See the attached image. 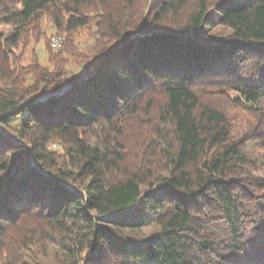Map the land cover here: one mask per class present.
I'll list each match as a JSON object with an SVG mask.
<instances>
[{
	"label": "trees",
	"instance_id": "1",
	"mask_svg": "<svg viewBox=\"0 0 264 264\" xmlns=\"http://www.w3.org/2000/svg\"><path fill=\"white\" fill-rule=\"evenodd\" d=\"M0 264H264V0H0Z\"/></svg>",
	"mask_w": 264,
	"mask_h": 264
},
{
	"label": "rangeland",
	"instance_id": "2",
	"mask_svg": "<svg viewBox=\"0 0 264 264\" xmlns=\"http://www.w3.org/2000/svg\"><path fill=\"white\" fill-rule=\"evenodd\" d=\"M55 32L53 31L52 28H49L48 31H47V34L46 36L44 37H40V39L38 41H32L30 44L31 46H34L33 47V51L34 52H38L37 54L40 56V61L42 63H48L47 62V53H48V49L52 52H54L56 49L52 48L51 45H50V38L52 35H54ZM60 39H63V36H59ZM76 38H78L79 40H81L82 42H88V41H91L92 38L89 36V34L87 33L86 30H82L80 34L76 35ZM48 44V46H46ZM30 51L32 50H28V55L26 56V58L24 59V62H26L28 59H29V54H30ZM75 67V63L72 62L70 68H74ZM56 144L53 143L52 144V147H55ZM152 229L151 226H146L143 228V230L145 232H148Z\"/></svg>",
	"mask_w": 264,
	"mask_h": 264
},
{
	"label": "built area",
	"instance_id": "3",
	"mask_svg": "<svg viewBox=\"0 0 264 264\" xmlns=\"http://www.w3.org/2000/svg\"><path fill=\"white\" fill-rule=\"evenodd\" d=\"M50 45L52 48L57 49L61 45V39L57 35H52L50 38Z\"/></svg>",
	"mask_w": 264,
	"mask_h": 264
}]
</instances>
